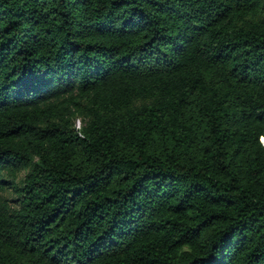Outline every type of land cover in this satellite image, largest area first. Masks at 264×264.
<instances>
[{"label": "trees", "instance_id": "1", "mask_svg": "<svg viewBox=\"0 0 264 264\" xmlns=\"http://www.w3.org/2000/svg\"><path fill=\"white\" fill-rule=\"evenodd\" d=\"M0 264H264V0H0Z\"/></svg>", "mask_w": 264, "mask_h": 264}, {"label": "rangeland", "instance_id": "2", "mask_svg": "<svg viewBox=\"0 0 264 264\" xmlns=\"http://www.w3.org/2000/svg\"><path fill=\"white\" fill-rule=\"evenodd\" d=\"M82 120H83V117L78 116L76 118V120H75V123L80 125L82 123ZM81 126H82V124H81ZM26 173H27L26 171H23V172H21L19 174V178H18V182L19 183L22 182V180H23L24 176L26 175ZM2 195H3L4 198H6L8 200H12V199L15 198L13 193L11 191H9V190H6L4 193H2Z\"/></svg>", "mask_w": 264, "mask_h": 264}]
</instances>
